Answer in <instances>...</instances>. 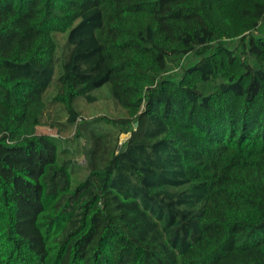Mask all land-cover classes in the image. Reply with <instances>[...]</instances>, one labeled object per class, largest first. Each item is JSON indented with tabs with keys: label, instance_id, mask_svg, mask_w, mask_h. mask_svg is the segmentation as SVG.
I'll return each mask as SVG.
<instances>
[{
	"label": "trees",
	"instance_id": "obj_1",
	"mask_svg": "<svg viewBox=\"0 0 264 264\" xmlns=\"http://www.w3.org/2000/svg\"><path fill=\"white\" fill-rule=\"evenodd\" d=\"M263 23L264 0H0V264H264ZM107 84L124 115L84 120Z\"/></svg>",
	"mask_w": 264,
	"mask_h": 264
},
{
	"label": "rangeland",
	"instance_id": "obj_2",
	"mask_svg": "<svg viewBox=\"0 0 264 264\" xmlns=\"http://www.w3.org/2000/svg\"><path fill=\"white\" fill-rule=\"evenodd\" d=\"M256 36H264V23L261 25L259 30L255 33ZM233 44V43H231ZM196 62V58L194 56H188L184 59H181L177 63L170 64V72L169 74L173 77H180L182 70L188 66H191ZM54 93V90L48 91V94L51 95ZM92 97L95 98L94 101H88L86 98H80L77 103V109L83 112V119L90 120L100 116H107L109 118H119L122 117L125 111L118 107L114 99L112 98L110 85L107 84L90 94ZM53 115V113H52ZM50 121L49 116L46 115L43 119V122L48 123ZM61 121L65 122V119H61ZM56 127V125H52ZM46 129H49L46 127ZM75 134L74 129H63L61 135L63 136L58 140L59 150L64 153H60V157L62 158H69V159H76L70 166V170L72 172V184L73 188H76L88 175L89 171L87 169V165L85 163L86 154L88 148L92 147L93 145H86L85 140L81 139L79 141H74L73 136ZM127 135L124 134L120 137V142L124 143L128 140ZM89 146V147H86Z\"/></svg>",
	"mask_w": 264,
	"mask_h": 264
},
{
	"label": "water",
	"instance_id": "obj_3",
	"mask_svg": "<svg viewBox=\"0 0 264 264\" xmlns=\"http://www.w3.org/2000/svg\"><path fill=\"white\" fill-rule=\"evenodd\" d=\"M137 125H138V124H137ZM126 137H128V138H129V137H130V135H127Z\"/></svg>",
	"mask_w": 264,
	"mask_h": 264
}]
</instances>
